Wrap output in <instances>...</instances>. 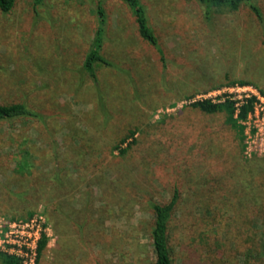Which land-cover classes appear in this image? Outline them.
<instances>
[{"label":"rangeland","instance_id":"obj_1","mask_svg":"<svg viewBox=\"0 0 264 264\" xmlns=\"http://www.w3.org/2000/svg\"><path fill=\"white\" fill-rule=\"evenodd\" d=\"M98 1L15 0L0 10V104L40 114L0 120V218H44L39 264H154L148 201H166L177 185L173 264H264V186L209 190L204 179L220 164L209 168L207 155L227 139L206 128L224 113L184 109L217 89L264 91V21L246 6L206 20L196 0H140L154 47L125 2L100 0L112 65L98 66L95 82L82 65ZM239 122L236 156L264 155V135L254 144L252 125ZM191 123L199 134L189 143ZM134 127L137 143L119 155L113 146Z\"/></svg>","mask_w":264,"mask_h":264},{"label":"trees","instance_id":"obj_2","mask_svg":"<svg viewBox=\"0 0 264 264\" xmlns=\"http://www.w3.org/2000/svg\"><path fill=\"white\" fill-rule=\"evenodd\" d=\"M39 1L40 0H36V2ZM122 1L127 4L134 16L139 36L152 46L159 47V39L147 22V15L143 3L140 0ZM196 1L204 6V17L206 20H212L214 13L220 10L227 9L236 11L242 6H246L260 22L264 21L263 11L259 4L261 0ZM14 3L15 0H0V10L5 12L9 11L14 6ZM100 3L99 0L96 6L98 24L82 65L86 73L95 82L97 81V67L102 64L112 65V62L102 53L107 26V14ZM239 83L244 84L245 82L240 81ZM261 93L264 95V91L261 90ZM253 100V96L245 99L240 103L237 111L235 106L236 101L230 98H226L224 101L220 102H213L210 99L194 100L184 107L185 110L198 112L204 116L220 112L224 113V117L219 126L216 124L213 127L206 128L209 133H215L216 136H219V141H221V139H227L223 141V146L220 147L222 149L219 150V153L215 154L212 153V151L207 155L209 168L212 167L211 169H216L215 166L220 164L219 170H212L210 173L211 177L209 176L210 178L204 179V184L209 190L222 189L227 192L229 189H240L248 180H252L254 184L260 185V187L264 186V155L253 158H242L238 155L236 156L234 148L235 142L238 141L240 143L243 138L242 125L239 121L244 120L247 117L248 112L252 110ZM39 116L40 114L28 108L23 102L0 104V120ZM181 124L182 123H180L179 126H182ZM191 125L192 123L187 125V127H189L188 132H190L188 136L190 137V139H188L189 143H191L199 134V131L191 129L193 127ZM200 127L201 125L198 128L200 129ZM176 128H178V126ZM194 128L198 130L196 126ZM137 130H139L138 127L129 129L127 134L113 146V149L118 150L119 155L126 154L128 147L137 143V137L135 136ZM203 130H205L204 126ZM177 131H179V129ZM124 143H126V145L122 146ZM191 159L193 160V158ZM194 159H197V157ZM216 161L219 162L216 163ZM181 192L179 186L176 185L172 190L171 196L166 201L159 202L152 199L148 201L153 215L150 237L153 252L155 254L154 264H173L172 251L169 243V228L174 211L183 199ZM31 214L32 213L29 212L28 216ZM46 243L47 237L43 233L38 244L37 264H39V258ZM0 261L1 264H21L16 257L2 252H0Z\"/></svg>","mask_w":264,"mask_h":264},{"label":"built area","instance_id":"obj_3","mask_svg":"<svg viewBox=\"0 0 264 264\" xmlns=\"http://www.w3.org/2000/svg\"><path fill=\"white\" fill-rule=\"evenodd\" d=\"M237 93L236 95H234ZM254 97L252 110L241 122L252 125L255 140L264 135V95L250 85H235L227 89H217L197 95L195 100L210 99L213 102L226 98L235 100L236 111L245 99ZM44 218L34 215L25 220L0 218V252L16 257L21 264H37L38 244L41 235L47 234Z\"/></svg>","mask_w":264,"mask_h":264}]
</instances>
